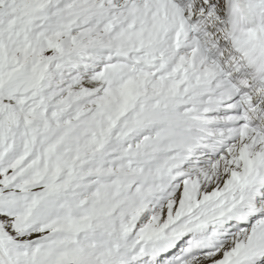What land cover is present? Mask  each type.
Masks as SVG:
<instances>
[{
    "label": "snow or ice",
    "instance_id": "1",
    "mask_svg": "<svg viewBox=\"0 0 264 264\" xmlns=\"http://www.w3.org/2000/svg\"><path fill=\"white\" fill-rule=\"evenodd\" d=\"M0 264H264V0H0Z\"/></svg>",
    "mask_w": 264,
    "mask_h": 264
}]
</instances>
